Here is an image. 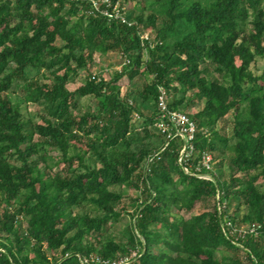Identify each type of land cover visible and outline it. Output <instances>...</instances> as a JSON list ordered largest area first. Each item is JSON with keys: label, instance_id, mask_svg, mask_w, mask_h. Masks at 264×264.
Instances as JSON below:
<instances>
[{"label": "trees", "instance_id": "obj_1", "mask_svg": "<svg viewBox=\"0 0 264 264\" xmlns=\"http://www.w3.org/2000/svg\"><path fill=\"white\" fill-rule=\"evenodd\" d=\"M132 1L122 23L88 2L0 0V264H264V0ZM109 53L121 70L89 73ZM161 89L212 180L186 175L182 141L155 128ZM224 220L257 236L227 238Z\"/></svg>", "mask_w": 264, "mask_h": 264}, {"label": "built area", "instance_id": "obj_2", "mask_svg": "<svg viewBox=\"0 0 264 264\" xmlns=\"http://www.w3.org/2000/svg\"><path fill=\"white\" fill-rule=\"evenodd\" d=\"M88 2L95 13H100L103 17L112 20H119L125 23L124 18L125 7L121 6L123 0H72ZM92 12V11H91ZM146 34L142 35V40H147ZM165 92L161 89V96L158 98V114L155 122V128L164 134L170 140L182 141L181 150L179 151L178 164L181 166L186 175L198 177L200 179L212 180V176L208 171L212 170V155L204 152L201 154L196 163V167L192 170L193 165L191 161L195 153L193 140L195 138L196 126L195 124L182 112L170 111L165 103ZM207 171V172H205ZM223 228L227 238L229 236H237L244 238L248 235L257 236L256 227L252 226H233L229 220H224ZM228 230V232H227ZM136 252H132L130 258H134ZM130 258L120 259L118 261L109 262L103 261L96 256H89L88 258L80 259L81 264H128Z\"/></svg>", "mask_w": 264, "mask_h": 264}, {"label": "rangeland", "instance_id": "obj_3", "mask_svg": "<svg viewBox=\"0 0 264 264\" xmlns=\"http://www.w3.org/2000/svg\"><path fill=\"white\" fill-rule=\"evenodd\" d=\"M144 2L143 0H133L132 2L129 3V6L132 7H141L144 6ZM147 5V4H146ZM145 5V6H146ZM148 8V6H146ZM94 63L89 67L88 71L89 73H95V74H106L109 78L112 77V75L115 72H118L121 70L122 67V60L120 59V56L117 53H109L107 55L104 56H95L94 57ZM257 67V68H256ZM256 67L254 68V66L252 67V71L256 74H261L262 68H263V62L257 63ZM27 74L32 77L36 75V72L33 70H28ZM86 72L85 71H81L79 73V76L76 78L75 82L69 83L67 84L62 91H64L65 93H70L74 90H76L77 88H79L80 86L83 85L84 80L86 79ZM136 83H138L137 79L136 80H130L127 76L124 77L120 82H118V84L116 85V87L119 89L121 95H132L133 93V88L135 87ZM21 84V83H20ZM20 85L19 86H15L13 87V91H16V96L23 98L24 97V93L20 90ZM188 95H191L190 93ZM131 100H133V95L130 98ZM81 106L83 107V109H87V110H95L97 105H96V100H93L91 98H84L80 101ZM27 112H29L31 115H33V117H35V115L39 112L41 113L43 111V106L39 105V104H28L27 106ZM202 108V105H198L197 107L193 108L190 110V114L196 113L197 111H199ZM231 118V116L229 115L227 117ZM154 133V132H153ZM152 144H157L159 143V139L157 138V136L154 133V136L149 140ZM74 144V142L72 143ZM195 210H198V206H196ZM242 209H240V212L242 213ZM240 213V214H241ZM175 215V212H174ZM126 223H129V218H124V220L121 223H118L114 228V232H119L123 229L124 225ZM1 251V250H0ZM32 251L30 250V248H26L25 249V254L26 255H31Z\"/></svg>", "mask_w": 264, "mask_h": 264}]
</instances>
